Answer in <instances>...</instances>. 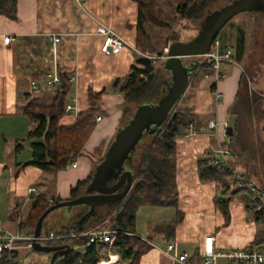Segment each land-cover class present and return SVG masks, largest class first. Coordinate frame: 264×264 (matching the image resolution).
Segmentation results:
<instances>
[{
	"label": "crops",
	"instance_id": "obj_1",
	"mask_svg": "<svg viewBox=\"0 0 264 264\" xmlns=\"http://www.w3.org/2000/svg\"><path fill=\"white\" fill-rule=\"evenodd\" d=\"M138 13L135 0H16L13 16L0 11V186L6 188L10 206L15 202L9 209L8 219L0 212L1 226L19 231V224L27 217L32 203L31 188L47 194L50 201L56 197L69 199L71 188L87 178L108 151L130 113L123 95L110 85L114 79L124 78L138 55L143 54L137 47ZM99 25L115 30L127 45L116 54L103 53V37L97 32ZM5 36H11L9 42L4 41ZM55 36L60 40L54 48ZM192 60L198 63L201 59ZM55 69L75 78L68 101L73 107L60 119L62 125L73 124L78 113L89 108L90 88L97 93L108 87L101 98L104 113L100 121L96 120V127L76 160L77 166L44 171L29 164L20 169L19 163L31 160V140L26 138L33 122L23 113L27 94L39 96L52 88L51 75ZM243 70L241 66L238 70L234 68L230 78L218 82L217 88L223 95L219 103L210 79L191 77L180 104L185 102V106L192 109L198 118V129L176 140L178 207L145 208L143 205L139 208V213L140 209H145L143 213L150 214L145 219L150 228L143 233L137 224V234L144 240L151 236L148 242L153 245L142 255L141 264H174L173 258L158 245L167 244L166 235L156 232L154 226L170 221L178 212L181 218L171 242H175L180 251L187 252L192 263L202 258L200 251L206 235H215L218 247L224 250L248 247L254 239L256 233L246 221L248 215L243 200L230 201V220L225 224L224 214L215 203L221 190L215 182L203 180L199 172V161L213 154L219 141H223V125L228 123L231 109L238 100ZM163 71L166 70L162 69L161 73ZM230 74L229 71L226 77ZM32 80H36L37 88L32 87ZM213 119L220 122L216 132L209 128ZM23 139V145L16 151L17 142ZM231 159L234 161L233 155ZM236 167L245 171L242 166ZM6 173L8 176L4 179ZM251 174L257 183L264 184L259 170L253 169ZM30 177L39 179V184L29 181ZM102 262L123 264L120 255L113 252L99 264Z\"/></svg>",
	"mask_w": 264,
	"mask_h": 264
},
{
	"label": "trees",
	"instance_id": "obj_2",
	"mask_svg": "<svg viewBox=\"0 0 264 264\" xmlns=\"http://www.w3.org/2000/svg\"><path fill=\"white\" fill-rule=\"evenodd\" d=\"M135 1L139 6L137 47L143 54L138 55L124 78H116L110 85L119 90L125 102L130 106L126 123L139 105L157 103L166 89V83L160 79L154 62L144 54L161 55L164 47L169 43L178 40H190L182 38L175 24L177 19L200 22L212 12L209 5L219 0ZM0 11L13 16L16 12V0H0ZM231 25L237 30L235 40H233L232 33H226L225 36H218V38L221 40L223 49L234 47L233 58L236 61H241L246 48V32L241 26ZM256 36L255 39L257 40ZM200 59V62L195 65L192 77H197L201 72L204 74L212 71L207 59ZM58 75L60 81L52 84V88L44 91L41 95L32 97L31 94H27L23 113L33 122V127L26 138L31 140V160L27 163H19L20 169L29 164L44 171L65 169L68 164L76 161L82 154L96 127V117L104 113V109L101 108V98L108 87H104L97 93L90 88L88 92L89 108L79 112L73 124L62 125L60 119L66 113L69 95L74 90V81L71 80V75L68 72L58 69ZM245 79L246 71L243 70L240 85L244 83ZM215 86L216 84H211V88ZM240 95L239 88L237 99ZM263 97L262 93L255 91L253 96H247L246 104L250 109L253 106H262ZM182 103L183 105L179 101L163 125L160 128H155V132L146 134L137 145L131 158L134 161L133 185L127 196L113 203L78 211L71 216H62L55 222L57 232L64 236L50 240L48 243L52 245L69 244L72 247L67 258L57 264H99L103 257L112 252L120 255L123 264H141L142 255L153 245L148 242V240H152L151 236L148 240H144L137 234L138 210L143 205L178 207L176 140L178 136L187 134L191 128L198 129L197 116L189 106H185V102ZM238 120L237 118L235 125H237ZM228 138L229 141L226 144L232 151L233 163L235 162L236 166L245 168L244 173L249 178L254 179L251 171L248 170L249 168L239 162L240 160H236V158L241 157L242 153L238 154L237 152L234 135ZM24 140L17 142L16 151L23 145ZM243 152L248 153L245 150ZM211 154L199 161V172L203 180L213 181L220 188L221 193L216 196L215 203L224 214L225 224H228L230 220V201L240 192H245V197L242 199L248 217L252 218L253 216V219L262 222L264 225V211L257 212L255 210L250 194L237 187L229 170L217 168L210 164ZM104 156L100 158V161ZM94 172L95 170L71 188L70 198H76L85 193ZM260 184L264 187V184ZM61 200L64 199L56 197L50 201L47 194L33 192L32 203L27 217L19 224V232L34 233L42 213L51 204ZM180 218L181 213L178 212L170 221L154 226L156 232H162L166 235L164 237L165 243L174 239V230ZM105 220H108L109 225H104ZM94 228L118 230L117 233L111 234L114 242L112 244L92 242L88 245L90 236L87 232ZM262 244H264V227L261 232L255 235L249 246ZM0 264H17V262L0 261Z\"/></svg>",
	"mask_w": 264,
	"mask_h": 264
},
{
	"label": "water",
	"instance_id": "obj_3",
	"mask_svg": "<svg viewBox=\"0 0 264 264\" xmlns=\"http://www.w3.org/2000/svg\"><path fill=\"white\" fill-rule=\"evenodd\" d=\"M254 10H264V0H232L209 13L198 27L195 37L190 40H178L169 45L164 68L171 74V83L166 86L163 96L157 103H143L135 109L128 122L118 130L104 158L96 164L94 175L85 193L51 204L37 221L35 237L42 233L49 214L57 209L77 205L93 208L127 196L133 185V170L127 167L133 152L147 132L163 125L188 88L197 63L193 60L188 63L186 58L200 59L209 51L213 40L234 16ZM262 128L264 130V122ZM226 135L228 137L234 135L233 126L229 125L226 128ZM33 249L50 254L49 264H57L67 258L72 247L69 244H44L34 239Z\"/></svg>",
	"mask_w": 264,
	"mask_h": 264
},
{
	"label": "rangeland",
	"instance_id": "obj_4",
	"mask_svg": "<svg viewBox=\"0 0 264 264\" xmlns=\"http://www.w3.org/2000/svg\"><path fill=\"white\" fill-rule=\"evenodd\" d=\"M231 1L232 0H219L217 2H213L209 5V9L213 12L225 6ZM202 21L193 22L186 20L182 21L177 19L175 24L176 27L179 29L182 38L191 39L197 35L198 27L200 26ZM231 24L241 26L245 29L246 48L243 59L239 61L238 64L237 62H231L225 65L226 69H228L231 74L229 75V77L223 78V80L230 78L232 76L234 68L238 70L239 66H241L246 71V79L244 83L240 85L241 95L236 101V103L233 105L230 112L229 121L228 123L225 122L223 128L225 132L226 128L229 125L235 126V147L237 149L238 154L242 153L241 157L236 158V160H240L239 162L244 164L251 171H253V169L259 170L260 173L263 175L264 179V130L262 128L264 122V97L262 106H253L250 109L248 104H246L247 96H253V93L255 91L264 95V13L259 12V10L241 12L234 16L230 20V22L226 24V26L220 31L218 36L223 37L228 32L232 33L233 40H235L237 30L236 28H233V25ZM255 36L258 39L257 44L255 42ZM168 45L166 47H168ZM166 47H164V50ZM232 49L234 52V47H232ZM164 50L162 54H164ZM146 54L151 56H160L149 53ZM164 61L165 58H157L155 59L154 64L156 66L157 72H160V79H162L167 86L171 83V74L168 71H163V73H161L162 69L165 70ZM191 61L192 58H186V62L191 63ZM203 75L204 74L201 72L195 79L201 80L203 79ZM237 118L239 120L237 121V125H235ZM152 132H155V130L149 131L146 134H151ZM224 132L222 140L224 141L226 138V141L228 143L229 138L228 136H226V133L224 134ZM243 150L247 151L248 153L243 152ZM249 152L252 154L250 155ZM254 162L255 164H253ZM233 164L234 166H236L235 162ZM127 167L134 171V161L130 160L127 164ZM7 176L8 173L5 174L4 179H6ZM32 179L33 178L30 177L29 181H31ZM39 182V179L32 180L33 184H39ZM242 197H245V192H240L238 195L234 196V199L238 200L239 198L242 199ZM14 204L15 202L10 206V201H8L7 199L6 188L4 187V185L0 186V212L6 219L9 218V209H12ZM151 206L152 205H146L145 208H150ZM90 208L92 207L86 205H77L73 207H63L55 210V212L52 213L50 217H48L47 223L43 228V232H53L55 235H60L56 230L57 227L55 228V222L58 219L62 218V216H71L77 213L78 211ZM140 210V213H137V224L142 227L140 231L145 233L146 230L150 228L145 222L146 217L150 214L143 213L145 209ZM245 210H247L246 207ZM247 220L249 223V228H251L256 234L263 230V223L253 219V216L252 218L247 216L246 221ZM105 221L106 222L104 225H109V223L107 222L108 220ZM158 245L161 248L165 247V244H161V242ZM50 258V254L40 253L35 250L22 251L21 260L20 262H17V264H49Z\"/></svg>",
	"mask_w": 264,
	"mask_h": 264
},
{
	"label": "built area",
	"instance_id": "obj_5",
	"mask_svg": "<svg viewBox=\"0 0 264 264\" xmlns=\"http://www.w3.org/2000/svg\"><path fill=\"white\" fill-rule=\"evenodd\" d=\"M97 32L102 35L103 41L101 44V51L105 54H116L120 52L126 45L127 41L120 36L112 28L99 25ZM11 36H5L4 41L9 42ZM60 37L55 36L54 48L59 42ZM170 45V44H169ZM168 47L165 48L164 54L160 56L149 57L153 62L157 58H167ZM234 52L232 47L226 49L222 48L221 40L218 36L213 40L210 45L209 51L201 58H206L211 65V72H205L204 78L210 79V84L214 83L216 86L213 89L215 99L217 103L222 101V92L217 88L218 82L228 76L229 71L224 67L225 64L235 62L233 58ZM74 76L71 80L74 81ZM58 70L55 69L51 75V83L59 82ZM32 87L37 88L38 84L36 80L31 81ZM72 105L66 106V112L72 109ZM102 116L96 117L97 121H100ZM220 122L217 119H213L209 122V128L216 130L219 128ZM193 128H191L190 133ZM232 151L225 141H219L218 147L214 150L210 158V164L217 168H223L230 171L231 178L235 181L237 187L247 191L251 199L254 202V207L257 212L264 211V187L257 183L254 179L249 178L244 171L234 166L232 162ZM69 166H77V161H73L68 164ZM30 193H33L35 189L31 188ZM118 230L106 229V228H95L87 232L89 234L88 245L92 242H103L112 244L114 238L111 236L112 233H117ZM64 235H55L53 232H43L35 237L34 233L24 234L19 231L13 232L10 229L0 225V261L7 263L20 262L21 252L29 251L33 249V240L36 239L44 244L53 239L60 238ZM163 251L170 255L174 264H264V244L243 247V248H231L224 250L218 247L216 236L213 234L206 235L203 239L202 249L200 251L202 258L196 259L193 263L190 261V256L187 252L180 251L175 242H169L162 248Z\"/></svg>",
	"mask_w": 264,
	"mask_h": 264
},
{
	"label": "flooded vegetation",
	"instance_id": "obj_6",
	"mask_svg": "<svg viewBox=\"0 0 264 264\" xmlns=\"http://www.w3.org/2000/svg\"><path fill=\"white\" fill-rule=\"evenodd\" d=\"M259 12L261 13H264V10H259ZM258 40V39H257ZM257 40L255 39L256 43H257ZM235 51V50H234ZM250 80V79H249Z\"/></svg>",
	"mask_w": 264,
	"mask_h": 264
},
{
	"label": "bare ground",
	"instance_id": "obj_7",
	"mask_svg": "<svg viewBox=\"0 0 264 264\" xmlns=\"http://www.w3.org/2000/svg\"><path fill=\"white\" fill-rule=\"evenodd\" d=\"M114 258H116V256H114ZM101 264H107V262H102Z\"/></svg>",
	"mask_w": 264,
	"mask_h": 264
}]
</instances>
